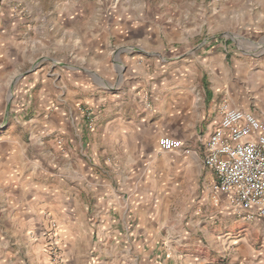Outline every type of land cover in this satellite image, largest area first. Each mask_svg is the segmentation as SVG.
I'll use <instances>...</instances> for the list:
<instances>
[{"label": "crops", "instance_id": "crops-1", "mask_svg": "<svg viewBox=\"0 0 264 264\" xmlns=\"http://www.w3.org/2000/svg\"><path fill=\"white\" fill-rule=\"evenodd\" d=\"M111 25L48 24V35L36 28L28 48L10 47L0 58V264H46L47 221L57 226L59 264H89L90 253L91 264H264V218L246 222L224 196L214 203L208 186L199 187L203 170L209 186L213 179L201 142L219 122V114L203 122L204 96L212 94L215 110L222 100L262 108L264 99H218L213 81L208 93L187 82L183 74L197 73V65L228 69L222 43L204 55L206 63L125 55L116 66L126 86L117 91L104 67ZM116 29L144 45L160 40L158 24ZM46 49L60 61L19 71ZM161 136L187 142L192 153L160 150Z\"/></svg>", "mask_w": 264, "mask_h": 264}, {"label": "rangeland", "instance_id": "rangeland-1", "mask_svg": "<svg viewBox=\"0 0 264 264\" xmlns=\"http://www.w3.org/2000/svg\"><path fill=\"white\" fill-rule=\"evenodd\" d=\"M48 24H102V27L112 24L103 38L107 49L104 54V67L114 74L117 91L126 86L123 77L125 70H118L116 66L117 60L125 55L132 57L145 54L159 58L164 64H171L179 56L181 59L195 58L206 63L207 56L204 55L214 51L222 43L228 50L227 53L221 51L223 64L228 69L224 72L216 66L212 73L208 67L197 65V73L193 74L195 69L192 67L194 70L183 74L188 79L187 82L204 86L207 92L209 83L213 81L219 89L216 93L218 99L226 96L239 99L245 104L248 101L258 102L264 99V48L257 46L244 49L245 42L261 45L264 43V0H0V38H5L4 42L0 41V58L7 55L10 47L28 48L37 36L36 28L48 35V29H45ZM122 24H158L161 33L159 43L149 41L144 45L135 39L126 40L116 29ZM176 24L185 26L178 28L175 27ZM11 38L15 39V44H12ZM50 58L60 61L50 49L36 51L19 71H25L27 75L40 65L47 64ZM260 68H263L262 72L259 71ZM5 95V92L2 93L0 101V130L5 126L2 122L6 116ZM211 95L204 96L203 122L212 120L218 114L217 109L211 108ZM262 108L260 109L264 113V103ZM243 109L248 110L246 107ZM203 178L204 170L201 174L200 190L208 186L210 196L214 198L211 186ZM193 210L194 207L191 206L187 214L189 222L190 219H195L189 217ZM200 215L199 213L198 218ZM254 222L258 220L249 223ZM46 224L47 228L52 229L55 227L51 224L56 225L51 221ZM51 236L48 233L42 234V256L46 264L48 261L52 262L48 257L50 243L58 240L57 234L54 235L55 238L51 239ZM56 247L57 255L61 258L58 244ZM42 256H39V260ZM79 257L78 261L81 263ZM94 257L90 253L89 264L93 263Z\"/></svg>", "mask_w": 264, "mask_h": 264}, {"label": "built area", "instance_id": "built-area-1", "mask_svg": "<svg viewBox=\"0 0 264 264\" xmlns=\"http://www.w3.org/2000/svg\"><path fill=\"white\" fill-rule=\"evenodd\" d=\"M218 125L201 142L203 166L212 174L213 201L224 196L229 207L242 220L252 222L264 218V113L260 108L246 110L222 100L217 107ZM58 146L62 139L57 138ZM160 150L192 153L187 142L161 136ZM51 239L56 234V225ZM55 238V237H54ZM49 246L48 257L59 264L57 242Z\"/></svg>", "mask_w": 264, "mask_h": 264}]
</instances>
